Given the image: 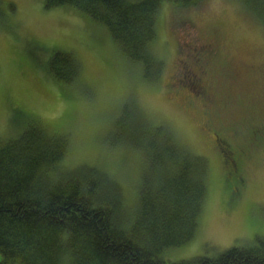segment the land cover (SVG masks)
Here are the masks:
<instances>
[{"label": "rangeland", "instance_id": "1", "mask_svg": "<svg viewBox=\"0 0 264 264\" xmlns=\"http://www.w3.org/2000/svg\"><path fill=\"white\" fill-rule=\"evenodd\" d=\"M2 14L0 139L16 136L30 115L48 134L67 137L66 153L55 172L102 169L120 185L124 207L131 211L145 166L141 150L126 140L133 113L147 124L165 126L208 161L198 231L190 241L167 247L162 258L178 262L216 257L231 246L264 241V140L249 137L251 128L264 127V21L241 0H163L158 34L149 45L162 63L154 78L144 64L123 53L105 25L70 5L2 0ZM187 35L218 43L216 63L209 65L206 78L215 99L209 113L195 98L201 87L186 63L202 59L199 47L210 49ZM62 49L78 61L80 71L72 81L55 78L47 68L53 51ZM176 58L185 65L187 79L180 75L181 66L174 67ZM16 110L21 112L17 119ZM205 119L246 146V187L235 208L228 202L222 154L214 148Z\"/></svg>", "mask_w": 264, "mask_h": 264}, {"label": "trees", "instance_id": "2", "mask_svg": "<svg viewBox=\"0 0 264 264\" xmlns=\"http://www.w3.org/2000/svg\"><path fill=\"white\" fill-rule=\"evenodd\" d=\"M162 1L44 3L70 5L105 25L123 53L144 64L147 75L154 78L162 63L149 45L158 34ZM172 1L193 4L200 0ZM241 1L264 21V0ZM217 52L218 46L211 64L216 63ZM47 68L63 81L76 79L80 71L75 55L63 49L53 51ZM203 111L209 113V106ZM20 115L16 110L15 118ZM28 117L16 136L0 139V264H264V241L231 246L216 257L178 262L161 257L167 247L195 236L208 188L207 158L187 149L165 126L147 124L131 115L126 140L141 150L145 166L136 207L128 211L120 185L102 169L86 166L55 172L66 153L67 137L48 134ZM215 130L227 139L230 151L244 147L216 126ZM249 137L264 140V127L251 128ZM229 185L230 191L231 186L236 188L229 192L230 205L235 208L246 184Z\"/></svg>", "mask_w": 264, "mask_h": 264}, {"label": "flooded vegetation", "instance_id": "3", "mask_svg": "<svg viewBox=\"0 0 264 264\" xmlns=\"http://www.w3.org/2000/svg\"><path fill=\"white\" fill-rule=\"evenodd\" d=\"M187 36L189 40L192 39L193 41H195V43L205 44L210 49L208 52H205L203 48L199 47V54H201L202 59L200 61H198L196 58L193 59V61H191L190 63L191 65L186 63V65L193 71L192 73H193V76L196 78L197 84L201 87V91L197 92L198 95H196L195 98L200 101V105L202 109H206V107L208 108V106H210V104H212V102L214 101L213 96H212V91L208 83L206 82V78L208 76V67L212 63V59L216 56L218 43L213 38L204 40L200 38L199 36L198 37L192 36V35H187ZM188 46L195 53L194 51L195 47L191 45H188ZM181 52H182V49L180 48L178 53H181ZM184 55H186V53ZM193 64L195 68L200 72H196L194 70ZM177 66L182 67V69L180 67V75L183 76L185 79H187L185 75V71H186L184 68L185 65L179 64V58H176L174 62V67H177ZM178 73L179 71L174 72V75L171 76L172 79ZM209 123L210 121L207 122V119L203 121V124L205 125L206 130L210 134H212L215 150L222 154V157H223L222 161L225 164L224 175L226 178H229L227 181V184L233 185V183L235 182L236 184L237 182H239L241 185L244 184L246 178L244 175V171H242L243 169V164H242L243 159L242 158H245L247 156V151H245L244 147L235 148L234 152L230 151L227 145V139L215 130L214 124L209 125ZM228 185L227 187L230 186ZM231 187L232 189L234 188L236 190L234 186H231ZM232 189L231 191L229 190L230 194L232 192ZM241 195L242 194L239 192V198L241 197ZM228 202L230 203V201Z\"/></svg>", "mask_w": 264, "mask_h": 264}]
</instances>
